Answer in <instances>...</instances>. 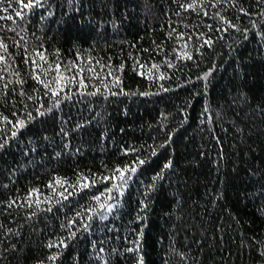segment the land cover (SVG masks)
Listing matches in <instances>:
<instances>
[{
    "label": "trees",
    "instance_id": "16d2710c",
    "mask_svg": "<svg viewBox=\"0 0 264 264\" xmlns=\"http://www.w3.org/2000/svg\"><path fill=\"white\" fill-rule=\"evenodd\" d=\"M192 2L0 0V264H264V0Z\"/></svg>",
    "mask_w": 264,
    "mask_h": 264
},
{
    "label": "snow or ice",
    "instance_id": "6c2138e0",
    "mask_svg": "<svg viewBox=\"0 0 264 264\" xmlns=\"http://www.w3.org/2000/svg\"><path fill=\"white\" fill-rule=\"evenodd\" d=\"M197 2H198V0H193V2L191 4H187L184 7H186V8H193V7H195L197 5ZM199 2L202 3L203 0H199ZM219 2H220V0H217V3H219ZM37 3H38V0H37ZM27 6L28 7H32V5H27ZM17 15H22V13L17 12ZM7 18L8 19H12L11 16H9ZM205 43L206 44H210L211 41L210 40H205ZM7 51H8L7 45L2 40H0V53H6ZM182 56L183 57H186L188 59H191V56L187 52H184L182 54ZM39 58L41 60H44L45 59L43 53H40L39 54ZM0 64L6 65L5 56L2 55V54H0ZM37 67L39 68L40 65H37ZM158 67H159L158 65H153V68L154 69H157L158 70ZM3 71H7V68L6 67L5 68H0V72H3ZM43 71L45 73H47L48 70H43ZM89 71H93L94 72V70H91V69ZM151 72H152V69H148L147 70V73L148 74H151ZM111 74L112 73H109V75H111ZM77 75H79V73H77ZM0 78H2V77H0ZM35 79H37L39 81L40 80V76L37 75L35 77ZM159 79H164V77L163 76H160ZM18 82H20V81H18ZM40 82L43 83V81H40ZM65 82H67V83H73V82H76V81H75V78H73V77H67V76H65L62 71H59V66H58L57 75L55 77H53V83H55L57 85V90H51V85L50 84L49 85H46V87H48L49 90H51V94L53 96H57L58 93H59V91H62L63 90V86H64ZM9 83H11V81H9ZM78 83H79V86H80L81 89H83L84 87H86V85H85V83H84L83 80H79ZM115 83L117 85L119 84V79L118 78L115 80ZM91 94L92 95H95L96 93H91ZM42 114L43 113H41V115ZM16 127H17V129L24 127V121L23 120H20L16 124ZM15 134L16 133L14 132L13 135H15ZM0 147H2V145H0ZM139 163H144V161H140ZM168 166L169 165H167V164L165 165V167H168ZM136 171H137V168L136 167H130V168L129 167H126V168H116V169H114L113 170V174L110 177H103L102 178L104 181H108V180H115V181H117V183H113L111 185V187L107 188L106 191L107 192L120 191L123 188V186L126 185L127 182L132 178L130 175H126V174L127 173H135ZM56 183L57 184H63L64 182L63 181H60V180H57ZM95 183H96L95 180L91 181V184L94 185ZM89 186L90 185L87 182H85V183L82 184V187H85V188L86 187H89ZM94 198L97 201L100 200V196H96ZM109 198L110 199H114V197H109ZM38 203H39V201H37V204ZM105 207L111 209L112 205H110V204L106 205L104 203H101L100 204V208L101 209H103ZM89 219H91V217H89Z\"/></svg>",
    "mask_w": 264,
    "mask_h": 264
}]
</instances>
